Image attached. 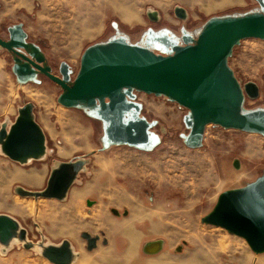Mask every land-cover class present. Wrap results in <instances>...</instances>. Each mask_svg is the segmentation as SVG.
<instances>
[{
	"label": "rangeland",
	"instance_id": "obj_1",
	"mask_svg": "<svg viewBox=\"0 0 264 264\" xmlns=\"http://www.w3.org/2000/svg\"><path fill=\"white\" fill-rule=\"evenodd\" d=\"M222 1L0 0V37L9 39V28L21 23L27 41L45 56L43 65L61 75L60 64L67 61L74 79L82 54L93 44L119 35L142 44L149 28L179 39L186 29L197 37L212 17L261 11L257 0ZM178 5L186 8V18L176 15ZM150 11H156L157 19L150 17ZM153 48L159 51V47ZM20 50L35 58L33 49ZM17 58L0 45V128L9 129L20 108L31 102L34 116L36 112L48 119L53 132L46 127V156L25 162L12 160L0 145V214L19 222L13 239L8 244L0 242V264H55L44 255V248L64 239L78 253L73 264H264V252L253 251L244 237L202 221L222 191L244 186L264 173L263 134L209 123L202 145L190 147L186 143L190 128L184 121L189 108L164 94L135 90L141 115L155 121L151 129L154 145L149 149L108 145L104 123L91 107L63 105L59 101L62 86L39 71L21 79L14 69ZM228 64L242 86L254 81L260 87L259 96H246L244 108H264V39H242L234 46ZM102 144L107 146L102 149ZM78 160L84 168L68 195L57 198L19 191L21 186L34 192L44 190L54 169ZM73 191L82 192L75 201ZM124 196L134 202L117 200ZM134 205L153 218H136ZM113 207L130 213L118 216ZM128 221L132 225L125 224L121 233H129L126 225L140 233L136 246V233L133 238L125 235L130 249L121 238L114 244L112 236L114 227ZM84 232L98 238L92 249ZM153 238L166 241L164 250L144 253L143 243ZM126 252L128 258L134 255L133 260L127 261Z\"/></svg>",
	"mask_w": 264,
	"mask_h": 264
},
{
	"label": "water",
	"instance_id": "obj_2",
	"mask_svg": "<svg viewBox=\"0 0 264 264\" xmlns=\"http://www.w3.org/2000/svg\"><path fill=\"white\" fill-rule=\"evenodd\" d=\"M257 1L261 11L212 17L197 37L186 29L179 39L149 28L146 42L142 44L131 43L125 35L93 44L84 51L74 79L67 61L60 64L61 75L43 65L45 56L40 51L35 54L39 48L27 41L28 33L21 23L9 28V39L0 37V45L18 55L14 69L21 79L28 73L36 76L39 71L62 86L59 101L63 105L91 107L93 115L104 123L106 144L124 143L143 149L154 145L151 129L155 121L141 115L142 106L135 92L138 90L164 94L189 108L190 113L184 117L190 128L186 143L199 147L209 123L264 135V108H244L247 95L259 96V85L248 81L242 86L228 64L234 46L242 39H264V0ZM175 13L183 19L188 15L186 8L179 5ZM149 15L157 19L156 11H150ZM162 45L172 50L166 53ZM153 46L162 52H157ZM22 48L33 49L35 58L22 52ZM33 109V104L27 102L9 129L0 128L1 150L12 160L25 162L46 153V133L35 119ZM82 163V160L63 162L54 169L42 191H19L61 198ZM235 166L240 167L238 160ZM111 210L118 216L129 213L127 209L123 212L118 208ZM202 221L226 228L244 237L256 253L264 252V173L244 186L222 191ZM18 229L16 218L0 214V242L8 244ZM83 235L89 239L90 249L97 245L98 238L91 237L88 232ZM164 245L163 238H155L144 242L142 250L146 254H157ZM43 253L55 264H71L74 259L68 239L60 245L46 246Z\"/></svg>",
	"mask_w": 264,
	"mask_h": 264
},
{
	"label": "crops",
	"instance_id": "obj_3",
	"mask_svg": "<svg viewBox=\"0 0 264 264\" xmlns=\"http://www.w3.org/2000/svg\"><path fill=\"white\" fill-rule=\"evenodd\" d=\"M83 55V54H82ZM69 63V62H68ZM70 64V63H69ZM35 119L38 121V123L42 126V128L44 129V131H46V127H50L51 128V130H52V132H53V127H52V125H50L49 124V121H48V119H45L44 118V116H39L36 112H35ZM43 119H44V121H43ZM46 133V132H45ZM46 136H47V134H46ZM105 147V144L103 145L102 144V149ZM47 152H48V146H47V144H46V153H45V155L43 156V157H45L46 156V154H47ZM66 162H71V161H66ZM84 168V166H81L80 168H79V170L77 171V173H76V175H75V177L73 178V181H72V183L70 184V186H69V188L67 189V191H66V195H68V193H69V191H70V189H71V187L73 186V184L76 182V180H77V178H78V176H79V173H80V171H82V169ZM78 190V189H77ZM88 191V190H87ZM82 195V192L81 191H73L72 192V194H71V199H72V201H75L77 198H79V196H81ZM117 200H119V201H124V202H126V203H130V204H132L133 202H134V199L133 198H129V197H126V196H124L123 198H121V199H117ZM114 208V207H113ZM133 209H135L134 210V214L136 215V218H138V216H141V218H138V219H143V218H147V217H149V216H147V214L148 213H146L144 210H143V208H140L138 205H134L133 206ZM125 210V209H124ZM128 211H129V213H130V210L129 209H127ZM128 213V214H129ZM139 213H140V215H139ZM146 213V215H144ZM127 216V215H126ZM149 218H153V217H149ZM127 223H130L131 224V222L130 221H128V222H124L122 225H120V226H116V227H114V229H113V232H114V234H112V236L113 237H115V239H114V244H118V238H121V240H123V241H125V242H127V244H128V249H130L131 248V242L129 241V239L125 236V235H128V236H130L131 238H133L134 237V235H135V233H136V235H137V239H136V241H135V245L134 246H136L137 245V242H138V240H139V237L140 236H138L140 233L139 232H137V231H135L134 230V226H128V225H126V231H129V233H124V235L121 233V228L125 225V224H127ZM132 225V224H131ZM133 228V229H132ZM134 230V231H133ZM135 232V233H134ZM154 239V238H153ZM132 240V239H131ZM149 240H152V239H147L146 241H149ZM145 241V242H146ZM108 242V239H105V243H107ZM144 244V243H143ZM165 244H166V241H165ZM53 245H60V244H53ZM71 246H72V250H73V253H74V255H75V249H74V247H73V245L71 244ZM117 247V246H116ZM164 248H165V245H164ZM164 250V249H163ZM160 252H162V251H160ZM159 252V253H160ZM123 257H125V255H123ZM133 258H134V255L131 257V258H128L127 257V252H126V259H127V261H128V259L129 260H133ZM125 259V260H126ZM246 260H248V257L247 258H245ZM74 260V259H73ZM242 262H244V259H243V261Z\"/></svg>",
	"mask_w": 264,
	"mask_h": 264
},
{
	"label": "bare ground",
	"instance_id": "obj_4",
	"mask_svg": "<svg viewBox=\"0 0 264 264\" xmlns=\"http://www.w3.org/2000/svg\"><path fill=\"white\" fill-rule=\"evenodd\" d=\"M240 0H223L222 1V3L221 4H230V3H236V2H239ZM210 7H212V6H208V8H210ZM126 16L128 17V18H130V15H127V13H126ZM132 19V18H131ZM35 54H39V50L36 48V50H35ZM29 73L28 74H26L25 76H24V78L23 79H26L27 77H29ZM236 146H237V144H236ZM249 150H251L252 152H257V149L256 148H254V147H252L250 144H246L245 145ZM234 147V146H233ZM254 154V153H253ZM256 154V153H255ZM19 190L21 191V190H25L24 189V187H19ZM40 199V198H39ZM6 247V246H5ZM75 257H77L78 256V253H77V251L75 250ZM73 264V263H72Z\"/></svg>",
	"mask_w": 264,
	"mask_h": 264
},
{
	"label": "flooded vegetation",
	"instance_id": "obj_5",
	"mask_svg": "<svg viewBox=\"0 0 264 264\" xmlns=\"http://www.w3.org/2000/svg\"><path fill=\"white\" fill-rule=\"evenodd\" d=\"M147 37H148V33L146 35V39H147ZM8 38H10V33H9V37ZM146 39H145V42H146ZM171 50H172L171 47H168V49L166 50V53L170 52ZM157 52H162V51H157Z\"/></svg>",
	"mask_w": 264,
	"mask_h": 264
}]
</instances>
